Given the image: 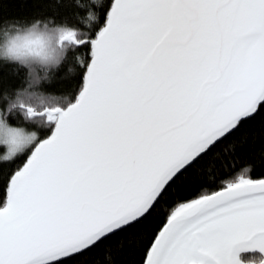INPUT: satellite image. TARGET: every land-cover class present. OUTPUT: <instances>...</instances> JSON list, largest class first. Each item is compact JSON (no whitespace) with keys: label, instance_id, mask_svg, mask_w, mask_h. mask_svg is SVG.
I'll return each mask as SVG.
<instances>
[{"label":"snow or ice","instance_id":"1","mask_svg":"<svg viewBox=\"0 0 264 264\" xmlns=\"http://www.w3.org/2000/svg\"><path fill=\"white\" fill-rule=\"evenodd\" d=\"M12 2L0 264H264V0Z\"/></svg>","mask_w":264,"mask_h":264},{"label":"trees","instance_id":"2","mask_svg":"<svg viewBox=\"0 0 264 264\" xmlns=\"http://www.w3.org/2000/svg\"><path fill=\"white\" fill-rule=\"evenodd\" d=\"M34 6L30 3H25L23 0H14V2L5 5V13L10 15H29L34 11Z\"/></svg>","mask_w":264,"mask_h":264}]
</instances>
